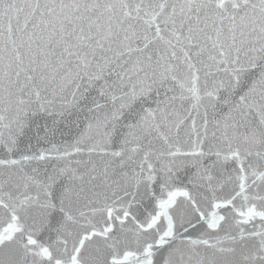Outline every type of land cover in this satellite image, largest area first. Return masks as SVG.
I'll list each match as a JSON object with an SVG mask.
<instances>
[{
  "label": "snow or ice",
  "instance_id": "6c2138e0",
  "mask_svg": "<svg viewBox=\"0 0 264 264\" xmlns=\"http://www.w3.org/2000/svg\"><path fill=\"white\" fill-rule=\"evenodd\" d=\"M0 264H264V0H0Z\"/></svg>",
  "mask_w": 264,
  "mask_h": 264
}]
</instances>
